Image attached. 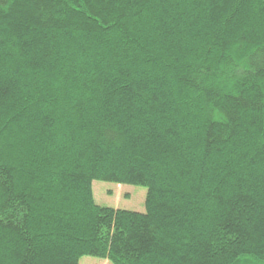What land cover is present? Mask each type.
Segmentation results:
<instances>
[{"label": "trees", "instance_id": "1", "mask_svg": "<svg viewBox=\"0 0 264 264\" xmlns=\"http://www.w3.org/2000/svg\"><path fill=\"white\" fill-rule=\"evenodd\" d=\"M83 256L264 264V0H0V264Z\"/></svg>", "mask_w": 264, "mask_h": 264}, {"label": "rangeland", "instance_id": "2", "mask_svg": "<svg viewBox=\"0 0 264 264\" xmlns=\"http://www.w3.org/2000/svg\"><path fill=\"white\" fill-rule=\"evenodd\" d=\"M94 201L97 205L144 212L147 189L132 184H116L94 180L92 182ZM78 264H112L94 256H83Z\"/></svg>", "mask_w": 264, "mask_h": 264}]
</instances>
